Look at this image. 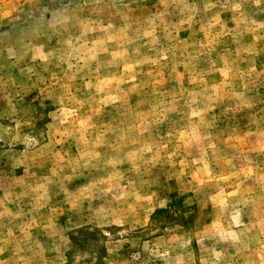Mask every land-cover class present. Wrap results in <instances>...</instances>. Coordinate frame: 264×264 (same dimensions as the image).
I'll return each instance as SVG.
<instances>
[{
	"label": "rangeland",
	"instance_id": "obj_1",
	"mask_svg": "<svg viewBox=\"0 0 264 264\" xmlns=\"http://www.w3.org/2000/svg\"><path fill=\"white\" fill-rule=\"evenodd\" d=\"M0 264H264V0H0Z\"/></svg>",
	"mask_w": 264,
	"mask_h": 264
}]
</instances>
